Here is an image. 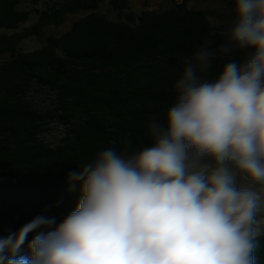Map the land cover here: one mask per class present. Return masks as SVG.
Returning a JSON list of instances; mask_svg holds the SVG:
<instances>
[{
    "label": "clouds",
    "instance_id": "clouds-1",
    "mask_svg": "<svg viewBox=\"0 0 264 264\" xmlns=\"http://www.w3.org/2000/svg\"><path fill=\"white\" fill-rule=\"evenodd\" d=\"M231 3L223 41H201L183 61L173 103L149 118L151 144L106 148L71 171L75 209L0 239V264H258L264 0Z\"/></svg>",
    "mask_w": 264,
    "mask_h": 264
},
{
    "label": "trees",
    "instance_id": "trees-1",
    "mask_svg": "<svg viewBox=\"0 0 264 264\" xmlns=\"http://www.w3.org/2000/svg\"><path fill=\"white\" fill-rule=\"evenodd\" d=\"M70 1L55 3L54 7L57 10L61 6L62 13L64 9L67 12L77 9ZM104 1L90 0L94 4L91 7ZM119 1L124 3L121 7L128 3L127 0ZM18 6L19 0H0V28L13 30L18 22L31 15V10L18 9ZM54 7L46 8L53 12ZM8 15L11 24L7 23L9 18L5 19ZM95 15L89 14V19L74 25L69 37L52 39L51 45L37 54L19 55L8 61L10 66L7 68L5 64L0 65V137L7 138L8 135L12 140L13 135L22 134L33 139L34 144H44L41 136L49 129L40 131L42 125L50 126L57 120L73 128L70 132L67 130L55 147L41 150L31 146L26 154H22L37 157L33 162L18 157L21 160H14L9 173L0 165V239L18 234L38 216L55 217L57 223L62 222L79 201V186L70 190L69 173L85 165L98 152L110 147L121 151L125 144H131L134 149L149 146L151 140L146 124L151 116L162 114L173 103L174 82L183 71L184 59L191 56L205 38H211L215 44L221 43L229 25L214 29L204 16L188 12L184 7L181 14L172 13L171 16L149 13L150 23L145 27L124 22L107 25L104 16ZM49 17L41 19L40 24L59 26L63 22L55 13H50ZM79 34L90 37L84 45L73 46L70 50L64 46ZM17 36H0V55H15ZM65 53L67 58L63 57ZM225 62L223 59L214 62L213 75ZM48 68L54 69L55 74L51 76H59L60 80L59 77L53 80L41 78L42 82L38 83L33 81L35 77L23 74V70L35 72ZM56 82L57 89L47 90ZM45 95L52 96L48 100L53 107L35 114L32 109L35 100H42ZM78 98L80 100L75 102L78 110L73 107L76 114L107 117L103 123L90 119L87 126H81V137L74 129L78 127L77 123L69 122L72 119L66 110L67 106H72L70 101ZM43 100L48 104L47 99ZM82 103L87 106L82 107ZM94 109L98 112H93ZM22 117L31 119V125H24ZM98 135L104 138L103 142H99ZM74 137L78 138L72 140ZM81 142L86 147L91 146L83 154L80 151L85 147H81ZM77 157H83V161H76ZM26 166L34 169L29 171ZM53 169H61L63 175ZM55 172L57 177L43 179ZM35 234H29L24 250ZM262 241L257 251L258 264H264V239Z\"/></svg>",
    "mask_w": 264,
    "mask_h": 264
},
{
    "label": "rangeland",
    "instance_id": "rangeland-1",
    "mask_svg": "<svg viewBox=\"0 0 264 264\" xmlns=\"http://www.w3.org/2000/svg\"><path fill=\"white\" fill-rule=\"evenodd\" d=\"M71 1L78 8L76 7L77 9H73L70 12H67L66 9H64L62 13L61 6L57 10H56V7L54 6H55V3L63 2V0H40V1L39 0L38 1L19 0L18 9L20 7H23V8L26 7V9L31 10L32 12L30 16L28 15L27 18L18 22L15 29L7 30L4 28H0V36H3V34L18 35L16 38V41L18 42H16L17 43L15 45L16 48H14V50L16 49L14 51L15 55L13 56H11L10 54L0 55V65L5 64L7 68L10 66L8 64V61L10 62L14 60L19 55H29V54L32 55L34 53L37 54L39 51H42L43 49L51 45L52 39H57V38L59 39L63 36L69 37V35L72 34L71 31L73 30L74 25L76 24L75 26H77L81 21H83V19H89L87 18V16L91 13L96 14L95 16H104V18L106 19V22L108 23L107 25H109L110 23H114V22L115 23L124 22V23H131L134 26L145 27L147 24L150 23L149 13H156V15H159V16L160 15H170L171 16L172 13L174 15L179 14V13L181 14L182 7H184V9L187 10L188 12L199 13L201 17L204 16V18L206 19L205 21L211 24L210 27L216 29V27H220L221 25L230 24L232 15H233L232 9L234 7L233 4L231 3V0H127L128 3L122 7L120 6V4H124V3H122L119 0H116V2L115 0H105L104 2L96 5V7H91L94 4L91 3L90 0H71ZM48 4L50 7H48ZM52 6L54 7L53 12L49 11ZM46 7L50 9L48 10ZM59 11L60 13L57 14ZM50 13H55V16L60 15L58 19H62L63 22H61L59 26L47 25L46 23L41 25L40 24L41 19L51 18L49 17ZM7 18H9L7 20L8 21L7 23L11 24L12 22L11 17L8 15L5 19ZM89 38L90 37L88 35L84 36L83 34L82 35L79 34V36H75L73 40L71 41L68 40L69 42L64 44V46L69 49V48H72L73 46L84 45L85 41ZM66 55L67 54L65 53L63 57ZM67 57L68 56H66L65 58ZM31 59H34V58L32 57ZM49 62L51 63L52 60L50 59ZM152 66L154 65H151V67ZM44 67H47V64ZM14 71H18V70H14ZM19 71H22V70H19ZM23 71H24L23 74H25V76H28L29 78H31L32 76L35 77L33 81L34 82L38 81V83L42 82L40 81L41 78H44L45 80H53L59 77V76H51L52 74H55L54 69H51V68H48L47 71L45 69L41 71L34 70L35 72H32L30 70H26V71L23 70ZM60 78L61 77H59V80ZM57 85L58 83L56 82V85L53 84V86L51 85L48 86L47 90L48 88H50L53 91L57 89V87L59 86ZM44 88L45 87H43V89ZM43 91L47 93L46 90H43ZM43 91L41 92L43 93ZM50 97L52 96L45 95L42 97V100L41 98L35 100L34 107H32L33 112H35V114H38V111L45 112V111H48L50 108H52L53 106L50 103V100H48L50 99ZM43 99H47L48 104L43 103L44 101ZM79 100L80 99L78 98V100L70 101L72 106H67L66 110H67V114L71 116V118L69 119H72V120H69V122L77 123L76 125H78V127H74V129L78 130V134L81 137L82 136L81 126H84V127L85 125L87 126L86 123L87 122L89 123L90 119L91 121L98 120L103 123V121H105L107 117L104 118V117H100L99 115L98 116L93 115V117H91L86 114L84 115H81L80 113L76 114L74 112L75 110H73V107L76 110H78L77 106H75V102ZM81 105L82 107H85L87 106V103H84V104L82 103ZM97 109H94L93 112L97 113L98 112L96 111ZM22 118H23L24 125L26 126L31 125L32 123L31 119H28L27 117H22ZM64 125L65 123L58 122L57 120L52 121L50 126L42 125V128L40 129V131H42L43 129L44 130L49 129V131L44 132L41 136L42 137L41 139L45 142L44 143L42 141L44 144H42L41 142L38 144L37 143L34 144L33 139L29 138L27 135H22V134L13 135L11 138L12 140L9 139L10 136L8 135H7V138L0 137V165L3 166L4 168H7L6 172L9 173L12 171L10 170V168H12L11 166H14L13 165L14 160L16 159L21 160V159H18V157H21L22 160L28 159L26 162H29V163L33 162L37 157L35 156L28 157L27 155L23 156L22 154L24 153L26 154L30 150L31 146H32V149L34 147H38V149L42 150V149H45L46 147L53 148L56 145L60 144L67 130L70 132L71 131L70 129H73L71 127L69 128V126H64ZM77 138L78 137H74L72 138V140L77 139ZM102 139L104 138H101L98 135V140L100 143L103 142L101 141ZM123 139L128 140V138H123ZM81 140L82 138H80V141ZM81 145H82L81 147H85V148H81L80 153L82 154L85 149L91 148V146L86 147L85 145L82 144V142H81ZM76 161H79V162L83 161V157H77ZM26 169L29 171H32L34 167L26 166ZM37 170L41 173L43 172V170H39V169ZM53 170L57 171L60 175H63V173L61 172L62 171L61 169L60 170L53 169ZM57 172H55L53 175L48 174L49 177H43V179L57 177L56 176ZM59 177L60 176H58V178Z\"/></svg>",
    "mask_w": 264,
    "mask_h": 264
},
{
    "label": "bare ground",
    "instance_id": "bare-ground-1",
    "mask_svg": "<svg viewBox=\"0 0 264 264\" xmlns=\"http://www.w3.org/2000/svg\"><path fill=\"white\" fill-rule=\"evenodd\" d=\"M56 6V5H55ZM88 12V11H87ZM84 13V12H83ZM33 50V49H32Z\"/></svg>",
    "mask_w": 264,
    "mask_h": 264
}]
</instances>
